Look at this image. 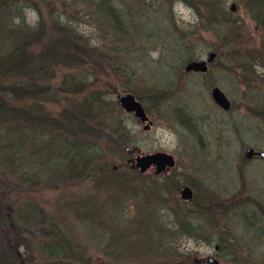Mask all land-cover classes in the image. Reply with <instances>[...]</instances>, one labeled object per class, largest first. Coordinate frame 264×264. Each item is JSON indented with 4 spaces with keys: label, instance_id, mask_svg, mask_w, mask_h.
Listing matches in <instances>:
<instances>
[{
    "label": "rangeland",
    "instance_id": "1",
    "mask_svg": "<svg viewBox=\"0 0 264 264\" xmlns=\"http://www.w3.org/2000/svg\"><path fill=\"white\" fill-rule=\"evenodd\" d=\"M9 1L0 0V56L12 28L41 19L47 43L70 22L83 49L95 50L72 67L51 62L48 80L39 81L50 95L16 104L38 103L58 117L71 104L89 102L91 92L68 91L84 80L102 100L86 120L98 153L92 162L99 165L89 179L77 169L69 177L18 169L0 146V264H203L209 254L234 264L237 255L251 256L243 242L253 238L264 264V159L244 154L264 149V0L257 15L247 0ZM195 59L209 64L205 75L186 68ZM213 84L229 100L227 109L213 100ZM130 89L151 121L146 129L117 102ZM119 120L127 129L121 145L108 136ZM46 132L35 134L47 136V153L54 152L47 165L62 168L70 145H60L65 134L58 130ZM22 133L17 139L29 152L43 150L29 130ZM154 151L171 154L173 168L198 195H164L157 184L165 176L134 167L137 154ZM54 235L67 248L61 256L50 254Z\"/></svg>",
    "mask_w": 264,
    "mask_h": 264
},
{
    "label": "trees",
    "instance_id": "2",
    "mask_svg": "<svg viewBox=\"0 0 264 264\" xmlns=\"http://www.w3.org/2000/svg\"><path fill=\"white\" fill-rule=\"evenodd\" d=\"M247 1L251 3L253 11L257 15L260 8L263 7L262 3H258V0ZM0 13H2V10H0ZM111 14L115 19L118 18L117 12L111 11ZM256 15H254L255 19H257ZM262 17L264 18L263 14ZM9 22L11 25H14L15 19L11 18ZM44 24L45 22L41 19L35 21L33 25L27 24L24 27L20 25L22 28L19 31H17L18 28L15 29L14 27L11 29L8 27L13 30V33L8 34L6 40L8 41L7 49L4 50L5 54L0 56V146L2 158H4L5 161L15 160V167H18V169H21L22 166L39 168L38 170L41 176H47V173L50 175L51 171L57 170L58 173L64 171V176L69 177L73 174L74 169H77L83 172L81 175L82 178L89 179L93 177L99 165L92 162V160L94 161L97 159L98 153L95 148V143L90 139L92 136L90 134L93 132L92 126L87 123L86 120L90 113L97 109V104L101 103L102 100L97 93L95 94L93 92L95 90H87L90 82L84 80L81 84L76 83L68 87L70 93L83 91H85L84 93L91 92L88 97L89 102L75 105L71 104V108L60 112L58 117H52L51 114L38 103L36 107L33 103L18 105L15 102L17 100L27 99H31L35 102V100H40L39 97L50 95L48 84L47 86H43L39 84V81L45 78V80H48L45 74L51 62H65L69 67H72V65L79 60L86 63L87 60L85 61V58L82 56L84 55L89 58L95 52L93 46L86 49L87 51L83 49L82 43L80 42L81 37L75 32L70 22L57 26L60 31L66 30L67 32L69 31L68 33L66 32L61 36H55L53 40L49 42L50 44L47 43V39H44L42 35ZM262 24L264 26V21ZM32 45L39 46L38 50L36 51L37 48L32 47ZM80 46H82V51H79ZM64 49H66L65 52ZM1 76H13L14 79L7 83ZM130 92L134 94L131 89ZM63 113L64 120H58ZM49 126L65 134L62 136L63 139L60 141V145H70L68 147V156L64 157L68 164L62 168L55 167L56 164L47 165V155L51 156L54 152L52 153V151H49L47 153V136L38 139L35 134L41 133L46 135L47 127ZM9 129L14 130L10 131ZM26 129L32 133L34 138H37L36 140L40 141L39 143L34 142V145L37 147L41 145L43 148L41 152L38 153L35 148L31 149L29 152L28 149L23 146L22 141L17 139L18 137H22V131ZM109 131L114 134L108 133L111 141L114 142L116 137L117 140L114 144L121 145L123 143L121 138H124L126 136L125 131L127 132L123 121L119 120V124L112 127ZM25 149L28 151V154L25 153ZM33 152H35L36 158L32 156ZM13 156L18 158L13 159ZM40 160H45L46 162H40ZM212 222L211 218V223ZM179 223L185 226L188 224L187 219L183 216L182 222L179 221ZM47 243L52 248L50 249V254L53 256H61L67 249L64 247L63 238L55 235ZM243 243L251 250V256L249 254L237 255L232 258L234 264H262L261 260L263 254L259 253L258 256L255 253V248L257 249V246L254 238L251 242L247 243L244 240ZM231 244L239 248L237 247L239 245L235 236ZM12 245H14L13 242H9L10 248ZM222 246L223 244L219 243V249L222 248ZM15 247L16 246H14V248ZM224 247L228 248L226 241ZM162 264L172 263L169 261Z\"/></svg>",
    "mask_w": 264,
    "mask_h": 264
},
{
    "label": "water",
    "instance_id": "3",
    "mask_svg": "<svg viewBox=\"0 0 264 264\" xmlns=\"http://www.w3.org/2000/svg\"><path fill=\"white\" fill-rule=\"evenodd\" d=\"M231 9H234V4L230 5ZM214 52H209L207 56V60H211L214 56ZM205 64L204 61H191L187 63V69H197L203 67ZM211 96L213 100L218 103L221 107H228L229 100L221 91V89L217 86H214L211 89ZM117 102L119 105L126 110L127 112H131L133 116L142 124V128L146 129L149 124L150 120L147 118V115L143 109V106L139 100L135 98L133 93L131 92H124L118 93L116 95ZM246 157H251L252 155H257L264 159V149L258 150L253 148H247L244 152ZM134 167L138 168L139 171H143L146 167L150 165H155L158 171L163 170L166 166L173 165V157L171 154L164 152V151H155L151 153H144V154H137L133 159ZM181 197L183 199H190L192 195H190V190L187 187H184L180 190ZM215 249L218 248L217 245L214 246ZM203 264H219L218 259L209 254L203 259Z\"/></svg>",
    "mask_w": 264,
    "mask_h": 264
},
{
    "label": "flooded vegetation",
    "instance_id": "4",
    "mask_svg": "<svg viewBox=\"0 0 264 264\" xmlns=\"http://www.w3.org/2000/svg\"><path fill=\"white\" fill-rule=\"evenodd\" d=\"M193 61H204L205 64H203V67H201V68L189 69L190 73H192L194 75H205L208 72L209 64H207L205 60H196L195 59ZM214 86H217V85H214V84L211 85L210 93H211V89ZM227 108L228 107H225V109H227ZM143 109H144V111H145V113L147 115V118L149 119L148 114H147L144 106H143ZM147 153H151V152H147ZM174 166H175V160H174L173 165L166 166L161 171H158L155 165H150V166L146 167L141 172H146V171H150L151 170L154 174H158V175L161 174V175L165 176V177H163L164 181H162L161 183L157 184V185H159V187L162 188L161 190L164 192V195H167L169 192H173V191H176V192H178V195H181L180 190L183 189L184 187L189 188L190 195H198L196 193L195 189H194V186H193L192 182L181 180L180 175L177 174L179 171L174 169L173 168Z\"/></svg>",
    "mask_w": 264,
    "mask_h": 264
}]
</instances>
